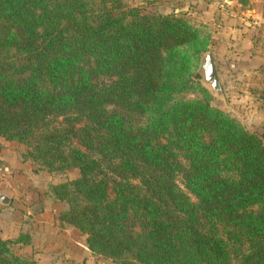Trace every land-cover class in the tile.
<instances>
[{
  "label": "trees",
  "instance_id": "trees-1",
  "mask_svg": "<svg viewBox=\"0 0 264 264\" xmlns=\"http://www.w3.org/2000/svg\"><path fill=\"white\" fill-rule=\"evenodd\" d=\"M210 33L124 0H0V136L114 264H264V141L196 69ZM0 235V264H38Z\"/></svg>",
  "mask_w": 264,
  "mask_h": 264
},
{
  "label": "rangeland",
  "instance_id": "rangeland-1",
  "mask_svg": "<svg viewBox=\"0 0 264 264\" xmlns=\"http://www.w3.org/2000/svg\"><path fill=\"white\" fill-rule=\"evenodd\" d=\"M128 4L140 5L144 10H158L173 12L185 16L192 23L201 24L210 33L207 50L201 55L196 69L200 81L209 89L212 103L228 111L241 121L247 128L258 132L264 141V0H124ZM210 53L221 85V91L216 92L204 80L200 63L204 54ZM0 151L7 150L6 157H0V182L6 181V192L12 200L10 206L18 209V200H22L19 192L25 180L14 176L10 183L9 170L16 161L29 162L36 168L33 175L34 182L32 199L36 198V187L46 188L47 184L57 182L63 178L77 174L76 168H68L60 173H49L38 168L30 160H23L20 153L23 145L12 140H5L0 136ZM11 153V154H10ZM10 154V155H9ZM19 157V158H18ZM18 178L20 180H18ZM23 179V180H21ZM38 180L42 181L39 184ZM27 183V182H26ZM3 186V185H2ZM42 190V189H41ZM48 204V202H47ZM46 204V206H47ZM49 205V204H48ZM48 207V206H47ZM46 215V213H43ZM50 214L47 215V217ZM58 222V221H57ZM69 230V231H68ZM76 230V229H75ZM69 237L75 238L74 244L85 247L83 235L78 231L65 229ZM10 234V233H9ZM6 231L0 229V235L6 237ZM14 237V236H12ZM18 254L31 255L38 264H114L109 258L86 251V258H69L68 251H60V247L53 249L51 255L41 259L32 254L28 246H14ZM81 258V259H80Z\"/></svg>",
  "mask_w": 264,
  "mask_h": 264
},
{
  "label": "crops",
  "instance_id": "crops-1",
  "mask_svg": "<svg viewBox=\"0 0 264 264\" xmlns=\"http://www.w3.org/2000/svg\"><path fill=\"white\" fill-rule=\"evenodd\" d=\"M1 147H3L2 143ZM6 153L7 150L5 151V149H3L0 151V157H6ZM35 169L36 168L30 165L29 162L22 161L20 158L16 161V165H12L10 168L9 175L12 180L10 183L20 186L13 182V177L17 175L19 178L22 177L25 180V184H22L23 188L20 186L19 192L22 195L21 197H27L26 195H28V197L18 200V203H13V205H18V209H13V207L10 206L12 204L11 199L9 200L11 204H9V202L3 204L0 201V229L6 231L7 234L10 233L6 235V237L16 236L19 232L28 233L30 241L23 246H28L32 254L41 256V259H45L47 255H51L53 249L57 247H60V251L66 252L69 250L68 255L70 259L75 258L78 254L81 258H86L88 253L86 254L85 250L89 251L87 247L80 248L81 244H74L75 238L69 237L68 233L65 232V229H70L72 231L77 230L70 225H59L57 222V214L61 209V203L52 201L44 195V185L42 188H34L37 190V193L36 198L32 199L34 190L31 186L29 187V185L31 182H34L33 175L36 174ZM19 178L18 180H20ZM38 182L42 184L41 180H38ZM2 183L3 182H0V193L10 198L6 189H4V186L7 187L6 181L4 184ZM43 213H46V215ZM48 214H50V216L47 217ZM87 259L88 258H86V260Z\"/></svg>",
  "mask_w": 264,
  "mask_h": 264
},
{
  "label": "water",
  "instance_id": "water-1",
  "mask_svg": "<svg viewBox=\"0 0 264 264\" xmlns=\"http://www.w3.org/2000/svg\"><path fill=\"white\" fill-rule=\"evenodd\" d=\"M200 68L203 78L209 83L210 88L216 92H220L221 85L215 70L212 55L210 53L204 54L202 61L200 63ZM9 200L10 198L7 195L0 193L1 203L7 204Z\"/></svg>",
  "mask_w": 264,
  "mask_h": 264
}]
</instances>
